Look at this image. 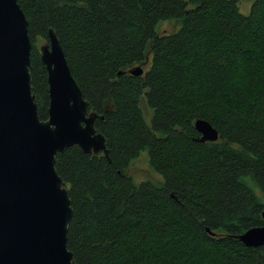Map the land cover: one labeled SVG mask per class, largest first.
Returning a JSON list of instances; mask_svg holds the SVG:
<instances>
[{"label": "trees", "instance_id": "1", "mask_svg": "<svg viewBox=\"0 0 264 264\" xmlns=\"http://www.w3.org/2000/svg\"><path fill=\"white\" fill-rule=\"evenodd\" d=\"M29 22L41 120L48 74L35 48L53 29L109 157L57 156L77 264H264L238 237L264 225V0H18ZM178 29L160 33L161 23ZM143 76L129 70L145 65ZM124 72L123 75H119ZM152 110L146 122L141 103ZM198 120L220 135L201 142ZM148 154L159 183L137 184Z\"/></svg>", "mask_w": 264, "mask_h": 264}, {"label": "water", "instance_id": "2", "mask_svg": "<svg viewBox=\"0 0 264 264\" xmlns=\"http://www.w3.org/2000/svg\"><path fill=\"white\" fill-rule=\"evenodd\" d=\"M32 49L18 0H0V264H77L68 249L72 201L56 160L73 147L108 158L106 137L95 127L104 117L89 112L61 41L49 29L40 58L50 103L47 120H41L32 91ZM129 73L141 77L144 69L136 66ZM195 127L201 142L220 139L207 121L198 120ZM238 239L247 247L264 246V225Z\"/></svg>", "mask_w": 264, "mask_h": 264}, {"label": "rangeland", "instance_id": "3", "mask_svg": "<svg viewBox=\"0 0 264 264\" xmlns=\"http://www.w3.org/2000/svg\"><path fill=\"white\" fill-rule=\"evenodd\" d=\"M253 3V0H240V9L242 13L247 14ZM178 29V25L175 22L168 21L161 23L159 26L160 33H171ZM45 43L42 40H38L35 44V48L40 51V48ZM150 57H148L145 65H142V68L146 72L149 67ZM141 66V65H140ZM141 107L148 125H151L152 110L148 107L146 102L143 100ZM128 174L134 179L137 184L142 183L143 181H150L153 183H159L162 181V177L156 174L150 163L148 161V154L146 152L142 153L139 158L135 159L129 169Z\"/></svg>", "mask_w": 264, "mask_h": 264}]
</instances>
